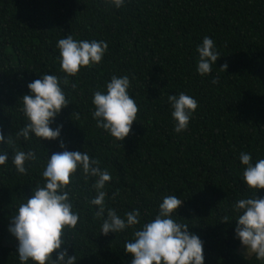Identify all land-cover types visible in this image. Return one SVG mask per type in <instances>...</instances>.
<instances>
[{"label":"trees","instance_id":"1","mask_svg":"<svg viewBox=\"0 0 264 264\" xmlns=\"http://www.w3.org/2000/svg\"><path fill=\"white\" fill-rule=\"evenodd\" d=\"M65 35L105 41L102 60L61 85L68 105L50 125L61 126L57 140L17 139L26 84L42 73L64 79L55 44ZM205 36L219 57L201 76L195 48ZM113 75L129 77L138 108L120 144L95 127L89 111L92 92L103 91ZM179 92L197 107L187 128L175 133L167 96ZM0 135L13 141L0 144L9 157L0 170V264H18L15 242L3 245L9 215L42 182L47 156L61 150L86 151L99 161L111 177L106 207L121 216L138 208L150 219L163 196L180 198L176 216L202 241L204 264H264L236 253L231 221L234 201L253 195L240 180L239 154L264 157V0H127L119 9L100 0H0ZM14 150L36 157L24 175L11 166ZM92 182L79 170L70 180L79 219L61 247L76 264H129L123 245L131 231L99 234L88 203ZM113 191L118 196L108 200ZM255 196L264 197V189Z\"/></svg>","mask_w":264,"mask_h":264},{"label":"clouds","instance_id":"2","mask_svg":"<svg viewBox=\"0 0 264 264\" xmlns=\"http://www.w3.org/2000/svg\"><path fill=\"white\" fill-rule=\"evenodd\" d=\"M114 9L121 8L127 0H100ZM59 69L64 79L56 75L40 74L26 84L27 94L19 98V111L24 124L14 133L15 138L27 141L30 137L41 140H57L61 126L50 127L60 110L68 105L61 85L67 78L75 76L82 68L101 62L107 43L103 40H77L65 35L56 41ZM195 71L208 75L219 55L213 41L205 36L195 48ZM221 65L219 70H225ZM215 78L211 83H215ZM75 87V84H73ZM130 81L127 75H113L105 82L103 91L92 92L90 116L95 127L105 132L112 140L122 141L130 132L138 111L135 101L129 95ZM173 132L181 133L187 126L197 107L196 100L184 92L167 96ZM76 115L77 113H73ZM8 136L0 135V144H12ZM58 147L63 149L62 142ZM8 153L0 149V170L8 160ZM36 157L31 150H14L11 166L17 175L26 174V162ZM240 180L248 193L236 199L231 205L234 214L233 239L238 241L244 255L257 261H264V197L255 193L264 189V157L252 160L248 152L238 156ZM79 170L85 178H93L91 188L94 196L88 201L95 207L94 216L100 220L99 234L131 231L123 252L130 258L129 264H204L203 243L188 231V224L176 216L182 200L174 195L163 196L156 211L147 218L138 208L125 211L123 215L106 207V182L111 180L106 169L99 167V161L86 151L61 150L47 156L40 173L41 181L31 188V195L19 202L9 215L7 233L15 242L18 264H76L73 255H66L62 248L65 234L72 230L79 216L70 197L71 178ZM118 196L113 191L108 200ZM225 218L221 222H227Z\"/></svg>","mask_w":264,"mask_h":264},{"label":"rangeland","instance_id":"3","mask_svg":"<svg viewBox=\"0 0 264 264\" xmlns=\"http://www.w3.org/2000/svg\"><path fill=\"white\" fill-rule=\"evenodd\" d=\"M13 239L10 237V235L7 233V235H6V237L4 238V240H3V245L4 246H6V247H10L12 244H13ZM236 253L240 256V257H242V258H244V259H248L250 256H248V255H244V253H243V250L239 247L238 249H237V251H236Z\"/></svg>","mask_w":264,"mask_h":264}]
</instances>
